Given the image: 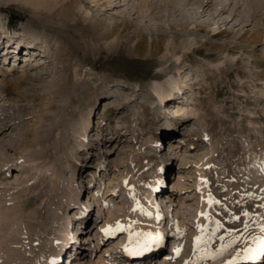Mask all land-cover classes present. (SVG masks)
<instances>
[{
	"label": "rangeland",
	"instance_id": "374dc122",
	"mask_svg": "<svg viewBox=\"0 0 264 264\" xmlns=\"http://www.w3.org/2000/svg\"><path fill=\"white\" fill-rule=\"evenodd\" d=\"M0 77V264H264V0H0Z\"/></svg>",
	"mask_w": 264,
	"mask_h": 264
},
{
	"label": "bare ground",
	"instance_id": "6f19581e",
	"mask_svg": "<svg viewBox=\"0 0 264 264\" xmlns=\"http://www.w3.org/2000/svg\"><path fill=\"white\" fill-rule=\"evenodd\" d=\"M206 5V4H205ZM36 24V23H35ZM52 24H54V23H52ZM37 25H39V26H41V27H43V24H41V23H38ZM47 26H49V24L47 25ZM53 27V26H52ZM2 33H4L5 34V36L7 37L8 35H7V33H6V31H1ZM2 43H3V41H2ZM10 63H11V61H9V63H8V66L10 65ZM29 64L30 63H28L27 65H25V67H23V68H21V69H19L20 71H25L26 70V68H27V66H29ZM15 64H13V66H14ZM16 66H18V65H16ZM6 67V66H5ZM6 70H8V68L6 67ZM33 70L34 69H31V71H32V77H33V75L35 76V74L33 73ZM24 77L23 76H20V77H18V78H15V79H11V80H9L7 83H6V85H7V87H13V88H15V87H18V86H20V85H22L23 84V81H22V79H23ZM0 80H1V77H0ZM165 100H169V94H165V95H163L161 98H160V101L161 102H163V101H165ZM179 106H180V104H179ZM174 108H176V106L174 107ZM193 110H195V109H193ZM262 169H264V168H261V170ZM148 213V212H147ZM149 215H152L150 212H149ZM153 216H155V219L156 220H158V218H159V215H157V213L156 212H153ZM216 222V221H215ZM218 222V221H217ZM228 223H225L224 225H222L221 226V228L222 229H225V232L226 233H229L231 230H232V225H231V221H227ZM232 223H233V221H232ZM213 226V225H212ZM216 227V226H215ZM215 227H213V232H215ZM64 227H61L60 228V230H59V233H58V244L59 243H61V242H64V241H67L71 236H70V233H69V230H67V229H63ZM211 229V228H210ZM217 232V231H216ZM106 233H107V236H110L112 239L116 236V233H114V231H106ZM221 235V234H220ZM230 235H232V234H230ZM117 238H119V237H117ZM111 239V240H112ZM111 240L109 241V242H111ZM154 244V243H153ZM160 244V243H159ZM134 245V244H133ZM154 245H158V244H154ZM181 244H179V243H177V244H175V246L177 247V246H180ZM120 249H122V254L124 253L125 254V256H127V255H129L128 254V252H126L125 251V249H128L129 251H132V250H136L137 249V246L135 247V246H132V245H130L129 243H127V241H126V239H123L122 240V242H121V244H120ZM187 247V246H186ZM184 248L185 247H183V248H181L180 249V251H183L184 250ZM114 253V254H113ZM98 254V256H99V252L97 253ZM118 254V253H117ZM175 254V253H174ZM83 255V254H82ZM85 255V254H84ZM112 256H111V258L112 259H114V257H118V256H116L115 255V252H112V254H111ZM97 256V258H99V259H101V256L100 257H98ZM108 257H110V255H107ZM167 257V256H166ZM75 258H78L77 256H75ZM105 258V257H104ZM104 258H103V260H104ZM171 258H172V256H171ZM103 260L101 261L100 260V263H98V264H111V263H109V261H111V259H107L106 260V263H103ZM92 261V260H91ZM72 264V263H71Z\"/></svg>",
	"mask_w": 264,
	"mask_h": 264
},
{
	"label": "snow or ice",
	"instance_id": "6c2138e0",
	"mask_svg": "<svg viewBox=\"0 0 264 264\" xmlns=\"http://www.w3.org/2000/svg\"><path fill=\"white\" fill-rule=\"evenodd\" d=\"M119 228V226H118ZM107 231V230H106ZM150 237L149 242H146L141 248L136 249V250H132L129 251L128 249H125L126 252H128L129 255H141L143 252L145 251H149L151 250V244H159L161 241V237L159 236V234H157V236L152 237L151 234H147ZM197 239H199V237H197ZM221 251H223V248L221 249ZM179 253V249H177V254ZM245 259H255V256H246L244 257Z\"/></svg>",
	"mask_w": 264,
	"mask_h": 264
}]
</instances>
